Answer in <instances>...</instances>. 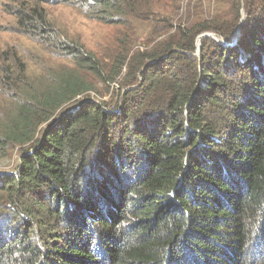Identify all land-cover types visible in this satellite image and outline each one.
<instances>
[{"label": "trees", "instance_id": "obj_1", "mask_svg": "<svg viewBox=\"0 0 264 264\" xmlns=\"http://www.w3.org/2000/svg\"><path fill=\"white\" fill-rule=\"evenodd\" d=\"M61 1L113 41L1 55L0 264H264V0Z\"/></svg>", "mask_w": 264, "mask_h": 264}, {"label": "rangeland", "instance_id": "obj_2", "mask_svg": "<svg viewBox=\"0 0 264 264\" xmlns=\"http://www.w3.org/2000/svg\"><path fill=\"white\" fill-rule=\"evenodd\" d=\"M51 1V0H50ZM203 1L208 10H212L214 2L209 8V3L206 0H183L184 5H196ZM37 10V13H42L51 21V27L63 35L65 38H70V42H82L93 48L101 54L103 50L110 46L113 41L114 30L94 23L86 18L85 12L70 4H65L61 0L54 2H46L45 0H0V57L8 52V56L13 55L16 50L21 54L36 56V48L28 37V33L32 30L31 24L27 21L23 25L21 21L26 15L32 16ZM36 20H38L36 18ZM44 24L39 25L40 29H44ZM23 32H28L24 33ZM102 48V51H100ZM38 52L42 55L41 48ZM103 54V53H102ZM7 59L0 58V68L5 64ZM33 67V64L30 65ZM113 87L115 91L113 92ZM117 86H112L109 91L103 84H98V93H92L91 96L98 102H104L111 106L115 105V93ZM112 108V107H110ZM19 164V156L17 152L11 158L3 160L0 163V174L14 173Z\"/></svg>", "mask_w": 264, "mask_h": 264}, {"label": "water", "instance_id": "obj_3", "mask_svg": "<svg viewBox=\"0 0 264 264\" xmlns=\"http://www.w3.org/2000/svg\"><path fill=\"white\" fill-rule=\"evenodd\" d=\"M239 35H240V30H238L237 32H236V36L234 37V43H236L237 42V40H238V37H239ZM205 36H210V35H204V36H201L200 38H199V40H198V43L201 41V39L203 38V37H205ZM198 49H200V44H198Z\"/></svg>", "mask_w": 264, "mask_h": 264}, {"label": "built area", "instance_id": "obj_4", "mask_svg": "<svg viewBox=\"0 0 264 264\" xmlns=\"http://www.w3.org/2000/svg\"><path fill=\"white\" fill-rule=\"evenodd\" d=\"M114 86H117L116 84H114ZM113 108V107H112ZM111 109V108H110Z\"/></svg>", "mask_w": 264, "mask_h": 264}]
</instances>
